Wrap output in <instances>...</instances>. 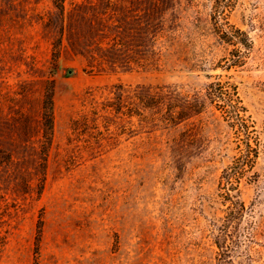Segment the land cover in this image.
Wrapping results in <instances>:
<instances>
[{
    "label": "rangeland",
    "instance_id": "1",
    "mask_svg": "<svg viewBox=\"0 0 264 264\" xmlns=\"http://www.w3.org/2000/svg\"><path fill=\"white\" fill-rule=\"evenodd\" d=\"M213 4L63 0L60 13L54 0H0V264H218L221 233L236 264H264V0L229 12L253 44L230 69ZM219 80L253 134L206 99ZM256 138L252 170L223 186Z\"/></svg>",
    "mask_w": 264,
    "mask_h": 264
},
{
    "label": "trees",
    "instance_id": "2",
    "mask_svg": "<svg viewBox=\"0 0 264 264\" xmlns=\"http://www.w3.org/2000/svg\"><path fill=\"white\" fill-rule=\"evenodd\" d=\"M235 0H214L212 21L215 27V31L219 38L232 47L229 52V58L225 61V68H239L242 67L252 49V41L246 32L230 24L228 20L229 12L234 5ZM55 7L60 13L63 12V0H54ZM205 97L210 103L214 104L217 110H220L229 125L235 130L241 132H247V134H253L255 132L253 123L250 118L246 115L247 111L242 105V101L238 95L237 88L232 83L226 81H214L207 85ZM145 106L150 107L151 105H162L161 101H156V104L152 102H142ZM166 107L167 114L165 115V121L174 123L176 120H180L185 117L183 110L176 111V107L172 103L163 104ZM190 105V104H189ZM187 106L190 108V106ZM201 104L192 105L194 111H197ZM53 101H52V90H48L43 99L42 106V125H43V138L44 144L50 142V137L53 129ZM249 136V135H248ZM252 146L249 141L246 142L245 148L240 152V155L235 159L231 169L224 170L223 176H221V184L224 186L233 175H244L252 170L255 160L258 156L257 138ZM43 180V175H42ZM222 188V187H221ZM224 189V187H223ZM231 203H238L239 210L236 212V217L239 219L244 218L245 209L244 204L239 202H233L234 197L229 193L225 192V196ZM215 244L218 248L217 263L218 264H236L232 260L231 251L227 243V234H219L217 236Z\"/></svg>",
    "mask_w": 264,
    "mask_h": 264
}]
</instances>
